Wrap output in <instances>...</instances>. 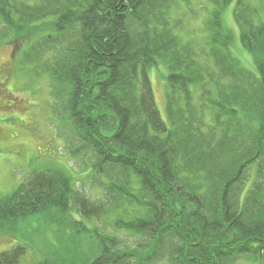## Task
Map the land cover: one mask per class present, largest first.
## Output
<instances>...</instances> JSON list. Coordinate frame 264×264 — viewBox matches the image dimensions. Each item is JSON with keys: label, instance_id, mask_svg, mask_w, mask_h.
I'll return each mask as SVG.
<instances>
[{"label": "trees", "instance_id": "16d2710c", "mask_svg": "<svg viewBox=\"0 0 264 264\" xmlns=\"http://www.w3.org/2000/svg\"><path fill=\"white\" fill-rule=\"evenodd\" d=\"M231 1L0 0V39L23 46L22 65L66 96L72 153L91 149L90 175L105 194L92 200L64 171L33 170L0 197L1 235L43 217L96 235L89 259L61 264L149 261L170 235L177 264L242 254L264 264V0H238L233 13L257 73L230 51L222 19ZM196 2L206 21L191 38L178 11L193 13ZM159 63L168 70V121L148 76ZM109 214L115 230L148 241L143 251L88 225ZM25 248L0 252V264H19Z\"/></svg>", "mask_w": 264, "mask_h": 264}, {"label": "rangeland", "instance_id": "374dc122", "mask_svg": "<svg viewBox=\"0 0 264 264\" xmlns=\"http://www.w3.org/2000/svg\"><path fill=\"white\" fill-rule=\"evenodd\" d=\"M238 0H232L223 9L226 30L232 33L230 51L241 65L254 73L257 66L253 56L242 47L239 29L234 20V9ZM261 4L260 0H249ZM196 11L187 12L183 6L178 17H183L185 36L194 37L204 26V12L196 2ZM185 18V19H184ZM4 26L0 24V33ZM40 29V28H38ZM0 39V197L18 190L33 170L60 169L70 175L76 188L81 189L92 200H105L103 190L97 186L98 179L90 175V161L95 155L91 149L72 153L78 145L77 135L70 124L67 98L54 94V84L44 72H35L22 65L23 46L18 49L10 36ZM27 42V38L18 41ZM166 67L159 63L149 70L156 103L161 117L168 121L166 111ZM74 213V211H73ZM75 217L78 216L75 214ZM112 214L94 219L88 225L97 227L102 233L118 238L120 245L138 254L148 242L142 236L115 230ZM30 221V222H29ZM20 229L0 234V252L23 245L26 254L19 264H53L58 258L61 264L69 258L89 259L97 242L95 233L79 234L56 222H47L43 217L30 218ZM160 246L155 258L149 261L137 259L133 264H177L173 255L178 241L171 235ZM92 250V251H91ZM69 264V263H68ZM225 264H263L249 254L227 260Z\"/></svg>", "mask_w": 264, "mask_h": 264}]
</instances>
